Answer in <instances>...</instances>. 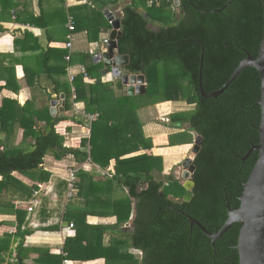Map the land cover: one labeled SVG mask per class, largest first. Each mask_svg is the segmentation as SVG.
I'll return each instance as SVG.
<instances>
[{
	"label": "trees",
	"instance_id": "trees-1",
	"mask_svg": "<svg viewBox=\"0 0 264 264\" xmlns=\"http://www.w3.org/2000/svg\"><path fill=\"white\" fill-rule=\"evenodd\" d=\"M143 1H150L149 5H144L143 10L138 9L137 0H130V3L123 6L119 17L121 35L118 39V51L129 56V62L124 66L126 72L146 76L145 93L136 95L138 100L132 101L134 109L181 99V89L171 79L166 78L160 86L155 73L157 63H178L188 77L192 88L184 99L193 108L171 114L170 121L179 123V129L187 132L191 139L169 138V143H192L196 136L202 138L193 160L195 169L191 178V200L182 201L185 188L179 178L176 179L172 173L161 175L162 166L157 157L140 155L139 159L153 160L154 166L141 169L135 174L126 172L128 169L116 174L118 180H122L120 182L128 185V188L123 199L115 200L116 209L112 215L117 218L115 224L128 223L134 208L131 230L110 238L108 244L104 245L103 233L98 226L87 224L85 214H82L74 224L75 236L67 239L63 246L64 254L50 257L57 263L69 259L88 261L104 258V264H238L235 248L240 226L238 223L233 224L212 245L211 240L199 228L190 229L183 215L173 207L181 208L199 220L209 232L214 233L227 218V205L231 209L238 206L243 183L257 154L255 152L249 159L243 160L250 147L257 144L259 139L257 129L260 108L256 105L260 94L259 75L254 68H245L218 97L203 98L198 87V69L203 48L202 87L205 93H210L220 88L230 77L240 60L245 57L243 49L256 56L263 25L261 1L233 0L220 12L210 10L221 8L228 0ZM105 6L104 3L99 7L102 9ZM100 11L98 15L105 21ZM105 22L110 28V23ZM84 64L88 74L91 69L98 68L90 55L84 56ZM82 80L83 76L78 75L72 82L76 89V101L83 99L85 109L98 112V117L91 122L89 138L81 142L82 146L89 144V153L80 152L79 159L85 160L89 155L97 164L104 145L100 140L103 129L107 133L114 132V129L130 133V123L111 122L107 125V119L102 117V113L106 111L92 94V89L98 82L83 84ZM118 85L122 86L120 81ZM87 89L89 96L84 97L82 93H87ZM60 90L68 94L69 85L60 84ZM134 96L123 94L116 102L125 106L127 100ZM28 105L29 103L19 106L16 101L3 100L0 107V204L2 194L7 191L25 196L30 193L28 187L24 186L22 191L12 187L10 182L16 179L13 172L24 174L36 170L39 172L38 181H47L49 172L41 168L46 155L51 154L54 158L61 159L69 153L75 156L78 154L74 148L63 146L62 139L54 128L61 117H53L39 128L31 118ZM183 124L188 129L183 128ZM16 127L23 129V139L17 145L9 142V136ZM29 137L34 140L31 144L26 142ZM27 143L29 148L26 149ZM136 149L138 144L134 143L124 151L130 153ZM129 160L130 158L124 162ZM105 164L102 162L100 165ZM74 170L75 191L71 197L79 192L78 171ZM67 177L68 172L65 178L66 188ZM144 183H147V187L140 189ZM132 200H136L135 204ZM33 206L34 204L32 210ZM15 214L16 232L0 235V264H26L22 244L30 231L21 230V210H15ZM15 238L18 242L12 249ZM119 247L127 250L121 254L117 251L116 254L115 250ZM41 254L42 251H39L36 261L49 262Z\"/></svg>",
	"mask_w": 264,
	"mask_h": 264
},
{
	"label": "crops",
	"instance_id": "crops-1",
	"mask_svg": "<svg viewBox=\"0 0 264 264\" xmlns=\"http://www.w3.org/2000/svg\"><path fill=\"white\" fill-rule=\"evenodd\" d=\"M104 3L106 6L101 9L99 6ZM127 3L130 0H0V107L3 100L16 101L19 106L29 103L27 109L39 128L53 117H61L54 128L61 137L63 146L74 148L78 153L76 156L69 153L61 159H56L51 154L46 155L41 168L49 172L47 181H38L39 172L36 170L24 174L13 172L16 179L11 180L12 187L22 191L25 186L30 189V193L27 196L15 191L2 194L4 200L0 204V235L16 232L15 210H21V230L30 231L22 244L26 264H104V258L88 261L69 259L66 263H57L50 255L64 254L63 246L67 239L75 236L74 224L82 214H85L87 224L98 226L103 233L104 245L108 244L110 238L130 231L131 219L135 216L134 208L128 223L115 224L117 218L112 215L116 209L115 200L123 199L128 188V185L120 182L122 180H118L116 174L123 169L135 174L141 169L153 167V160L139 159L140 155H146L160 160L161 175L164 176L170 170H176L190 150V144L170 145L168 138L183 131L179 129V123L170 121V115L186 111L187 108L190 110L192 105L185 101L175 104L174 101L167 100L134 109L132 101L138 100L136 94L127 100L125 106L116 102L117 98L127 94L126 86L114 75L111 67H105L98 55L105 47L103 40H108L112 28L107 26L103 11L109 9L119 18ZM144 5L146 3H138V9L143 10ZM99 10L105 21L98 15ZM70 21L74 26L73 30L68 29ZM68 41L72 43L70 48L66 46ZM67 55L69 60L66 59ZM86 55L92 56L94 63L98 64V68L91 69L89 74L84 64ZM82 70H85V76ZM69 71L74 72V78L82 75L83 84L98 82L94 85L92 94L106 111L102 113V117L107 119V125L111 122L130 123V133L115 129L114 132L107 133L103 129L100 140L105 148L102 147L97 164L89 155L85 160L79 159V153H89V144L82 146L81 142L89 138L91 122L98 117V112L86 110L83 99L76 101V89L69 81ZM122 73H128L124 67ZM63 81L69 85L68 94L60 90ZM119 81L122 86L118 85ZM72 87L75 89V98ZM82 94L88 97L89 89ZM91 115H95L93 120L88 118ZM161 123H172L174 127L166 129ZM182 126L186 128L185 124ZM22 139L23 129L16 127L9 136V142L17 145ZM33 141L29 137L26 142L31 144ZM28 143L26 149L29 148ZM134 143L138 144L136 151H124ZM186 146L188 147L185 148ZM128 158L130 160L124 162ZM102 162L106 164L101 166ZM168 162H171L170 166L167 165ZM70 168L78 171L79 192L76 196L67 198L65 178ZM39 187L33 210L29 211L27 208L30 206L32 190ZM145 187L147 183L139 188ZM135 202L136 200H132L133 204ZM17 242L18 239H13L12 249ZM126 250L119 247L115 253L118 251L121 254ZM39 251H42L41 257L49 262L36 261Z\"/></svg>",
	"mask_w": 264,
	"mask_h": 264
},
{
	"label": "water",
	"instance_id": "water-1",
	"mask_svg": "<svg viewBox=\"0 0 264 264\" xmlns=\"http://www.w3.org/2000/svg\"><path fill=\"white\" fill-rule=\"evenodd\" d=\"M232 1L233 0H228L221 8L210 11L220 12ZM260 1L263 7V25L256 56L247 55L242 59L225 83L220 88L210 93H205L202 87L203 48L198 69V87L203 98L218 97L245 68L252 67L259 75L260 94L256 102V105L260 108V119L257 129L259 139L258 143L250 149V151H257V157L246 181L243 183L242 190L238 197V206L231 209L230 206L227 205V218L222 226L214 233L209 232L199 221L187 216L188 221L197 225V227L211 240L212 245H214V241L220 238L233 224L238 223L240 226L235 246L238 264H264V0ZM103 13L107 21L110 22L112 28L105 47L102 48L98 58L104 62L106 68L111 67L114 75L120 78L122 84L126 86V93L128 95H142L145 93L146 76L141 73H122V68L129 62V56L127 54H120L118 51V39L121 35L120 19L109 9H105ZM201 142L202 138L196 136L191 147L193 157L185 158L182 163V178L184 179L183 186L185 188L183 198L185 201H189L192 197L193 181L191 178L192 172L195 169L193 160L200 148Z\"/></svg>",
	"mask_w": 264,
	"mask_h": 264
},
{
	"label": "rangeland",
	"instance_id": "rangeland-1",
	"mask_svg": "<svg viewBox=\"0 0 264 264\" xmlns=\"http://www.w3.org/2000/svg\"><path fill=\"white\" fill-rule=\"evenodd\" d=\"M137 2H139L140 4H145L146 3L145 7L148 5V1L145 2L143 0H137ZM155 73H156V75L158 77V83L160 84V86L163 85V81L166 78L171 79V81L174 82V85L178 84L179 89H181V92H180L181 94L178 93V94L181 95L180 96L181 99H175V100H172V101H174L175 104L184 103V101H185L184 98L190 93L192 87H191V84L188 81V77L183 73V70H182L181 66L178 63H175V62H172V61H161V62L157 63V65L155 66ZM65 80L67 81V79H65ZM64 81H63V83H64ZM187 109H186V111H190L191 110L190 108H189L190 110H187ZM161 126L165 127L166 129H170L171 127L172 128L174 127V126H172V123H169V124L161 123ZM187 127L188 126L186 125V128ZM171 136H170L171 140L188 139L189 138L188 135H187V132H184V131H182L179 134H175L172 137ZM189 139H191V138H189ZM168 140H169V138H168ZM193 143L194 142L188 143V144H190L191 147H192ZM178 144H180V143H178ZM187 147L188 146H186L185 148H187ZM191 147H190V150L187 153V156L185 158H192L193 157V154L191 153ZM167 165L170 166L171 162H168ZM175 169L177 171L175 173L176 176H179L178 171L180 170V166L176 167Z\"/></svg>",
	"mask_w": 264,
	"mask_h": 264
},
{
	"label": "built area",
	"instance_id": "built-area-1",
	"mask_svg": "<svg viewBox=\"0 0 264 264\" xmlns=\"http://www.w3.org/2000/svg\"><path fill=\"white\" fill-rule=\"evenodd\" d=\"M68 29L69 30H73L74 29V26L72 25L71 21H70V25H68ZM106 42H107V39H104L103 40V44H106ZM71 45H72L71 41H68L66 43V46L68 48H70ZM66 59L69 60V55L66 56ZM82 73H83L84 76L86 75L85 70H82ZM68 75H69V81L72 83L73 80H74L75 74H74V72H70L69 71ZM71 90H72L73 97L75 98V89H74V87H72ZM88 118L90 120H93L95 118V115L88 116ZM74 171H75L74 169H69L68 170L67 188H66V197L67 198H70L73 195L74 191H75ZM39 191H40V187L37 188V189H33L32 190V198H31V200L29 202L30 206H28V210L29 211L32 210V205L34 204V200H35L34 198L38 195ZM71 226H72V224H71ZM64 262L66 263L67 260H65Z\"/></svg>",
	"mask_w": 264,
	"mask_h": 264
},
{
	"label": "flooded vegetation",
	"instance_id": "flooded-vegetation-1",
	"mask_svg": "<svg viewBox=\"0 0 264 264\" xmlns=\"http://www.w3.org/2000/svg\"><path fill=\"white\" fill-rule=\"evenodd\" d=\"M244 50V52H245V57L247 56V55H251L246 49H243ZM247 52V53H246ZM252 56V55H251ZM244 57V58H245ZM244 58H242V59H244ZM241 61V60H240ZM258 143V142H257ZM254 145H256V144H253L251 147H250V149L254 146ZM250 149L247 151V153L245 154V156L243 157V160L244 159H249L251 156H253L254 155V153L256 152L257 153V151L256 150H252V151H250ZM256 157H257V154H256ZM256 157H255V160H256ZM255 160H254V162H255ZM254 162H253V164H254ZM253 164H252V166H253ZM252 169V168H251ZM172 172H169V173H172L173 174V176L176 178V179H178L179 178V182H181V183H184V179L182 178V173H183V165H182V162L180 163V170L178 171V173H179V176H176V170H171ZM251 171V170H250ZM194 172V171H193ZM193 172H192V174H193ZM250 173V172H249ZM165 184H167V182L165 183ZM183 196H184V194H183ZM183 196H182V201H185L184 200V198H183ZM190 200H191V198H190ZM189 200V201H190ZM185 202H188V201H185ZM169 208H171V207H169ZM175 210H177L180 214H182L183 215V217H184V220H185V222H187V223H189V226H190V229H192L193 227H197V225H195V224H192V223H190L189 221H188V219H187V216H190V215H188L187 213H185L181 208H179V207H173ZM158 210H160V208H158ZM190 217H192V216H190ZM192 218H194V217H192ZM195 220H197L196 218H194ZM197 221H199V220H197ZM200 222V221H199ZM198 228V227H197Z\"/></svg>",
	"mask_w": 264,
	"mask_h": 264
},
{
	"label": "bare ground",
	"instance_id": "bare-ground-1",
	"mask_svg": "<svg viewBox=\"0 0 264 264\" xmlns=\"http://www.w3.org/2000/svg\"><path fill=\"white\" fill-rule=\"evenodd\" d=\"M100 54V53H99Z\"/></svg>",
	"mask_w": 264,
	"mask_h": 264
}]
</instances>
